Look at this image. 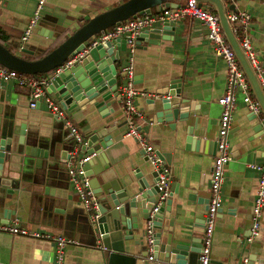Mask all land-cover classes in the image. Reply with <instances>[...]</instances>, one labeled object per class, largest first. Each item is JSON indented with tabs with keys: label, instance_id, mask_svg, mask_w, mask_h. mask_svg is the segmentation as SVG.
I'll return each mask as SVG.
<instances>
[{
	"label": "crops",
	"instance_id": "obj_1",
	"mask_svg": "<svg viewBox=\"0 0 264 264\" xmlns=\"http://www.w3.org/2000/svg\"><path fill=\"white\" fill-rule=\"evenodd\" d=\"M122 1L46 0L29 35L22 40V32L33 18L36 0H0V36L3 37L0 43L23 58L37 59L87 19ZM165 2L169 8L182 3L181 0ZM200 5L216 14L210 4ZM224 6L226 15L232 11L250 15L247 26L250 47L259 66L264 68V0H232ZM159 11L154 7L150 14ZM163 21L170 20L153 22L137 34L132 54V86L145 93L134 100L142 114L141 132L167 165L170 193L164 205L159 206L160 211L157 209L158 223L153 231L159 234V241L166 237L175 243L188 242L190 238L200 241L215 152L217 98L223 92L225 67L204 37L206 29L200 21L185 15L175 21L172 31L156 32ZM142 32L146 35H140ZM112 48L119 60V64L114 63L118 88L124 81L120 74L129 53L126 47L120 51L115 43ZM28 93L27 87L13 81L0 82V140H7L5 144L9 147L0 162V222L16 221L28 230L72 239L74 243L63 248L62 264H101L95 233L67 183L65 163L73 142L62 123L53 118L42 102L35 108L28 107ZM48 95L59 103L56 93ZM85 100L79 98L70 111L63 108L86 141L97 134L91 146L98 148L100 144L103 158L92 156L91 163L112 168L128 193L140 190L142 178L154 186L150 172L156 168L146 160L133 138L123 136L126 123L115 96ZM257 123L264 126L262 117L257 118L246 110L238 93L227 135L229 160L224 166L220 208L211 235V264H241L243 259L246 264H264V210L259 217L258 236L251 242L245 240L256 189L257 171L252 165L264 159V133L256 128ZM100 131L103 133L98 134ZM37 151L47 152V156L38 158ZM11 188L13 194L9 199L6 190ZM135 208L136 228H130L131 238L123 243L134 241L136 248H140L146 241L143 233L148 219L142 218L138 202ZM147 252V256L151 255V251ZM147 256L144 260L149 263ZM177 261L197 264L196 257L190 263L186 256ZM54 262L52 240L0 231V264ZM161 264H168L167 259Z\"/></svg>",
	"mask_w": 264,
	"mask_h": 264
},
{
	"label": "water",
	"instance_id": "obj_2",
	"mask_svg": "<svg viewBox=\"0 0 264 264\" xmlns=\"http://www.w3.org/2000/svg\"><path fill=\"white\" fill-rule=\"evenodd\" d=\"M196 1L198 3L206 2L214 8L222 34L243 70L252 96L258 104L261 117L264 120V92L260 87L253 68L232 33L231 26L226 21L223 2L221 0ZM165 3V0H124L87 19L62 42L37 59L29 60L23 58L21 55L12 53L0 43V65L26 75L52 72L46 92L48 94L56 93L60 100L59 104L67 111L72 109L79 98L81 100H95L96 98L106 100L114 95L115 99L119 100L115 79L117 70L114 64L115 62L119 64V60L118 55L115 54L116 52L112 48V43L117 44L120 51H124L125 41L123 38L116 37L106 41H99L94 45H92V42L95 41L97 34L101 31L129 17L149 15L154 7H158V9L163 6L166 7ZM159 24L160 28L155 29V31L167 33L169 30H173L175 21H163ZM140 35H146V32H142ZM21 52L26 53L24 50H21ZM77 53H82L78 59L67 66H62L69 57ZM120 75L123 76L124 74ZM169 106V108H177L175 105ZM161 108L165 109L167 107L162 106ZM179 118H183V115H180ZM262 127L261 123H257L256 128L260 129L261 132ZM102 133L103 131H100L98 134ZM96 136L97 134L91 135L81 150L85 154H93L94 157L98 155L103 158L102 146L100 144L98 148H92L91 146V142ZM5 143H8L7 140H0V162L6 157L4 152L9 150ZM36 154L38 158L47 156V152L44 154V152L37 151ZM160 159L163 168L167 170L166 163L162 158ZM86 166L88 168L85 169V174L90 179L89 186L93 189L92 193L97 200V217L90 225L92 226V232L95 233L96 242L98 241L99 243L97 245L100 247L101 264H161L163 259H167L168 264H182L179 261L175 262L176 259H182L186 256L188 263H190L194 257L197 258L200 241L196 238H190L187 240L188 242L179 243L170 241L168 237L159 241L158 233L153 231L150 238H148L146 230H144L143 235L146 239L144 246L136 248L137 242L134 241L127 245L123 243L131 238L130 228H136L134 223L136 220V202L139 203L141 208L142 218H149V211L153 207L155 200V183L158 179V171L152 169L150 172L154 186L152 184L149 185L142 178L139 182L140 190L128 193L122 189V185L116 178L112 168L107 165L96 167L90 160L85 163L84 168ZM1 180L2 184H5V178ZM12 189L6 190V193L9 194V199H11L13 194ZM148 196L154 197V199L146 201L145 199ZM1 197H4V195H1ZM161 205H164V201ZM160 209L159 207L158 210L160 211ZM155 216L156 213L152 220V229L158 223ZM148 239H150L149 243ZM147 251H151V262L149 261V263L144 260V257L147 256Z\"/></svg>",
	"mask_w": 264,
	"mask_h": 264
},
{
	"label": "built area",
	"instance_id": "obj_3",
	"mask_svg": "<svg viewBox=\"0 0 264 264\" xmlns=\"http://www.w3.org/2000/svg\"><path fill=\"white\" fill-rule=\"evenodd\" d=\"M182 3L177 7H162L159 12L149 15H135L129 17L119 23L107 28L97 34L92 45L99 41H106L116 37L123 38L125 47L129 56L126 64L122 67L124 81L118 85L117 94L119 95L120 110L126 123V129L123 136L133 138L142 148L146 160L158 171V179L155 183L156 194L153 207L149 211V218L146 222V233L148 238L153 232L152 220L158 207L169 195L168 175L165 173L161 159L156 154L154 148L145 139L141 132L140 119L141 112L134 105V100L138 96H144L145 93L135 90L132 86V54L134 53V41L137 34L153 22L162 21L164 19L176 21L182 16H189L197 19L205 26L204 37L211 43L214 54L220 57L225 67V79L222 94L217 98L219 107V116L217 120V134L215 138V152L211 162V171L208 186V201L203 218V227L200 236V247L197 254V264H211L210 244L213 232L214 221L220 208V194L223 182L224 166L229 160V151L227 143V135L230 129L231 114L235 108V98L238 93L245 105L247 111L257 118H261L260 108L252 96L250 87L246 81L243 70L241 69L231 47L225 40L221 28L218 23L217 16L214 12L203 7L196 0H181ZM223 4L232 0H221ZM46 0H36L33 18L26 25L22 32L21 39L25 40L30 33L31 27L38 19V13ZM226 21L231 26L232 33L236 37L241 50L253 68L256 78L264 92V68H261L256 61L254 52L250 47L247 35V26L250 22V15L245 11H232L226 15ZM82 53L74 54L69 57L62 66H67L78 59ZM61 66V67H62ZM52 74L44 72L37 75H26L18 73L14 70L5 68L0 65V82L13 81L19 86H25L29 89L28 102L29 108H35L39 102L44 103L48 112L53 118L62 123L67 131V136L73 142L72 149L68 152L65 163L67 183L72 193L76 196L83 211L87 214L90 223H93L97 217V200L94 197L89 186V178L85 174V163L93 156V154L81 153V148L86 145V139L81 131L68 118L64 108L55 100H53L46 92L45 87L51 79ZM264 133V126L262 127ZM264 153V145H263ZM257 171L256 189L251 205L250 227L248 236L245 238L247 242H251L258 236L259 217L264 210V159L260 164L252 165ZM167 171V170H166ZM0 231L11 235H19L23 237L39 238L44 240H52L55 243V262L54 264H62L64 257V246L67 243L73 244L72 239L64 238L60 235H52L48 232L32 231L20 226L16 221L13 223L0 222ZM150 239H148V243ZM147 260H151V256H147ZM241 264H246L243 259Z\"/></svg>",
	"mask_w": 264,
	"mask_h": 264
},
{
	"label": "trees",
	"instance_id": "obj_4",
	"mask_svg": "<svg viewBox=\"0 0 264 264\" xmlns=\"http://www.w3.org/2000/svg\"><path fill=\"white\" fill-rule=\"evenodd\" d=\"M0 41H3V37L0 36ZM34 75H37V74H34Z\"/></svg>",
	"mask_w": 264,
	"mask_h": 264
},
{
	"label": "rangeland",
	"instance_id": "obj_5",
	"mask_svg": "<svg viewBox=\"0 0 264 264\" xmlns=\"http://www.w3.org/2000/svg\"><path fill=\"white\" fill-rule=\"evenodd\" d=\"M44 104V103H43ZM45 106V105H44ZM46 108V107H45Z\"/></svg>",
	"mask_w": 264,
	"mask_h": 264
}]
</instances>
